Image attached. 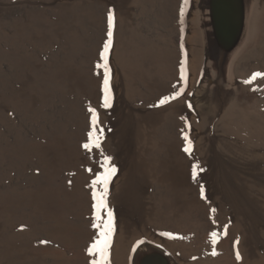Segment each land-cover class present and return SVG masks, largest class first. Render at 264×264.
Masks as SVG:
<instances>
[{
	"label": "rangeland",
	"instance_id": "rangeland-1",
	"mask_svg": "<svg viewBox=\"0 0 264 264\" xmlns=\"http://www.w3.org/2000/svg\"><path fill=\"white\" fill-rule=\"evenodd\" d=\"M109 10L104 109L95 64ZM256 72L264 0H0V264H90L86 169L102 156L81 147L89 106L118 169L111 264H264V76L246 82Z\"/></svg>",
	"mask_w": 264,
	"mask_h": 264
},
{
	"label": "snow or ice",
	"instance_id": "snow-or-ice-1",
	"mask_svg": "<svg viewBox=\"0 0 264 264\" xmlns=\"http://www.w3.org/2000/svg\"><path fill=\"white\" fill-rule=\"evenodd\" d=\"M189 0H184V5L187 6ZM183 11V10H181ZM114 29H115V13L114 10H109L107 12V29H106V39L102 44V48L98 53V60L95 64L96 75L101 78L100 91L102 93L100 98V107L108 109L112 107L114 101V93L112 88V68L110 65V52L114 43ZM264 76V73L256 72L252 75L247 83H251L257 77ZM180 77L182 80L187 81V67L186 60L180 65ZM183 94V89L175 91L171 96H165L160 99L159 104L165 105L171 100L178 99ZM191 105H189L190 107ZM88 112L91 113L90 119V130L86 132L85 142L82 143L81 147L88 153L93 150H99L102 160L98 161L99 168L95 172L91 167L87 168L86 171L93 174V178L90 181L89 187L91 188V209L93 222L91 227L96 229L95 239L91 242L90 246L87 248V252L92 257L90 264H111L110 260V249L113 243V236L116 231L115 216L113 209L109 206V195H110V185L112 183L113 177L116 175L118 169L112 163L113 157L106 155L103 151L102 144L104 142V129L101 125L100 115L97 108L88 107ZM184 139L188 141V147L184 149L185 152L191 155L192 152V142L188 139L187 133H184ZM204 169L200 166L199 162H196L191 167V177L193 180L197 179L199 172H203ZM72 181H68L71 185ZM204 189L201 186V195H203ZM217 210L215 208L211 209L212 213ZM213 222H215L213 217ZM228 225H224V235H227ZM165 235H171L170 233H165ZM212 243L215 244L220 235L216 231L210 233ZM42 243H48V241H42ZM142 243V242H141ZM236 244L239 243V238L235 241ZM212 255H217L215 251ZM236 258L241 259V254L239 250L235 253Z\"/></svg>",
	"mask_w": 264,
	"mask_h": 264
},
{
	"label": "bare ground",
	"instance_id": "bare-ground-1",
	"mask_svg": "<svg viewBox=\"0 0 264 264\" xmlns=\"http://www.w3.org/2000/svg\"><path fill=\"white\" fill-rule=\"evenodd\" d=\"M225 264V263H224Z\"/></svg>",
	"mask_w": 264,
	"mask_h": 264
}]
</instances>
